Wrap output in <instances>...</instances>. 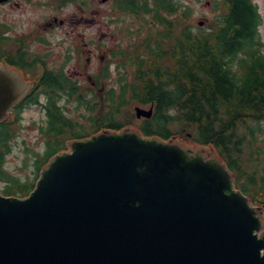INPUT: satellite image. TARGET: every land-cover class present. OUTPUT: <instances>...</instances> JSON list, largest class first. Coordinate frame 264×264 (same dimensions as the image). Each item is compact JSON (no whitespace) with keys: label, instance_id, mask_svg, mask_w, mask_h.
Here are the masks:
<instances>
[{"label":"water","instance_id":"obj_1","mask_svg":"<svg viewBox=\"0 0 264 264\" xmlns=\"http://www.w3.org/2000/svg\"><path fill=\"white\" fill-rule=\"evenodd\" d=\"M22 95L0 68V119ZM174 142L73 141L28 197L0 196V264H264L258 209L212 151Z\"/></svg>","mask_w":264,"mask_h":264},{"label":"trees","instance_id":"obj_2","mask_svg":"<svg viewBox=\"0 0 264 264\" xmlns=\"http://www.w3.org/2000/svg\"><path fill=\"white\" fill-rule=\"evenodd\" d=\"M130 3L137 6L132 12L143 6L146 10H152L157 24H150L147 32L139 35L138 40L128 42L126 46L118 45L110 54L117 64V70L131 76V81L124 84L128 91L113 94L109 111L112 117L120 108L132 103L154 101L158 115L174 114L170 116L171 122L179 125L177 132L185 140L198 144L213 143L229 165L239 171V176L246 179L241 188L250 194L254 202L264 207V168L253 160L259 153L248 154V158L244 159L254 169L250 172L237 162L247 148L243 149L242 145L252 143L240 139L243 135L249 139L247 127L255 132L254 150L258 147L256 143L263 141V138H259V123L264 119V53L261 51V17L257 5L253 0H215V19L205 29L194 32L188 25H181L180 5L171 0H152V8H148L147 0H123L119 7L129 10L127 6ZM184 8L181 13L188 18L190 10ZM137 32L141 34L140 29ZM42 83L43 78L36 87ZM52 92L49 97L52 99L51 105H54V99L57 100L56 87L52 88ZM78 99L80 104L89 105L88 101ZM94 106L100 108L99 104L90 105ZM97 112L89 119L90 127L95 130L109 123V127L116 129L125 124L108 121L101 116V110ZM167 122H161L160 130L156 132L163 138L175 133ZM47 126L44 131L47 147L35 162L37 169L62 149L64 140L58 139L67 132L66 128L71 127V123L55 107ZM138 128L147 135L154 134L144 124L138 125ZM41 130H44L43 125ZM7 134L9 125H2L0 140ZM2 155L1 149L0 169ZM3 177L7 181L13 178L7 174ZM32 186L14 183L6 191L25 193Z\"/></svg>","mask_w":264,"mask_h":264},{"label":"rangeland","instance_id":"obj_3","mask_svg":"<svg viewBox=\"0 0 264 264\" xmlns=\"http://www.w3.org/2000/svg\"><path fill=\"white\" fill-rule=\"evenodd\" d=\"M82 6L90 3V8L84 11L80 10L76 3H68L63 7L55 8L48 3L47 6L37 4L22 5L19 8L0 7V22H6L18 31L25 29L28 33L42 35L47 45L43 50L32 45L31 48L39 49V52L48 50V47L54 52L55 59H61L59 51L63 53L66 49L77 56V51L82 54V59L88 58L90 52H95L98 56L99 51L90 48V40H101L110 44L116 40L122 41V29L126 31L130 25L127 18H123L119 27L113 28L114 23L111 22L117 18L112 9V0L101 3L99 0H82ZM181 4H190L194 6V15L197 19L212 18L213 13L206 0H179ZM260 12L261 24L259 33L261 40L264 42V0H254ZM120 17V15H118ZM121 18V17H120ZM48 28V23L54 22ZM126 19V21L124 20ZM62 21V24L59 22ZM54 25V26H53ZM73 27V28H72ZM264 51V47L261 49ZM100 56V55H99ZM57 59V60H58ZM51 64H56L54 60ZM70 65V64H69ZM99 61L92 59L90 62L84 63L81 70L93 72L99 69ZM65 112L72 120L82 122V114L85 110L78 106L74 101L62 102ZM13 117V116H12ZM44 121V112L41 105H28L19 112V119L15 123V135L9 142L10 151L6 154L4 162V171L11 176L20 180H29L35 178L33 167L34 154L44 150L45 139L42 137L38 124ZM156 125H158L155 122ZM152 125V128L158 127ZM261 134L264 137V122L260 124ZM135 130V129H133ZM177 144L179 141L175 140ZM184 146V144H182ZM263 153L261 154V162L264 164V141L261 144ZM5 186V182L0 179V192Z\"/></svg>","mask_w":264,"mask_h":264},{"label":"flooded vegetation","instance_id":"obj_4","mask_svg":"<svg viewBox=\"0 0 264 264\" xmlns=\"http://www.w3.org/2000/svg\"><path fill=\"white\" fill-rule=\"evenodd\" d=\"M33 0H27L26 2L30 3L32 2ZM49 1H55V0H34V3L37 4V5H41V6H47ZM59 1V0H58ZM6 4H9L10 6L12 7H21L23 5V1L22 0H10V1H7ZM57 5V4H56ZM54 22H57V20L54 19ZM60 24H62V21L59 22ZM53 23H48V26H51ZM47 27V26H46ZM18 43V41L16 42ZM25 50V48H23V51ZM22 54H19V51H17V48L15 49V53H14V56H13V59L17 62L20 61V56ZM72 69L68 68L67 70H64V72L68 73V77H70L72 80L74 81H80L82 78H86V80H89V83L91 86H94L96 81H95V78H96V71H95V74H85L82 70H79L77 67H71ZM20 69L19 71L22 73V75L24 77H28L30 76V74L28 73H24L23 70L21 68H17V70ZM72 70V71H71ZM76 83V82H75ZM103 85V84H102Z\"/></svg>","mask_w":264,"mask_h":264}]
</instances>
